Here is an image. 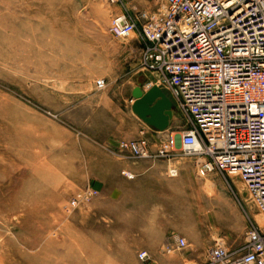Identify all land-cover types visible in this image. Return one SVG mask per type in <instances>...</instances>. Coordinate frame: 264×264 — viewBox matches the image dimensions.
I'll list each match as a JSON object with an SVG mask.
<instances>
[{"label":"rangeland","instance_id":"374dc122","mask_svg":"<svg viewBox=\"0 0 264 264\" xmlns=\"http://www.w3.org/2000/svg\"><path fill=\"white\" fill-rule=\"evenodd\" d=\"M164 7L165 0H0V264H143L145 251L155 264L205 254L192 262L204 264L219 240L245 239L248 219L264 225L255 203L242 200L239 178L190 171L171 178L176 196L166 198L159 182L144 189L123 176L131 160L120 157L122 142L145 131L152 142L179 143L186 129L177 109L167 133L139 129L132 100L113 98L127 79L126 47L142 43L138 34L114 38L112 19L126 13L142 25L144 13ZM164 236L168 244L156 243ZM174 237L188 248L177 250Z\"/></svg>","mask_w":264,"mask_h":264},{"label":"built area","instance_id":"2783aa9c","mask_svg":"<svg viewBox=\"0 0 264 264\" xmlns=\"http://www.w3.org/2000/svg\"><path fill=\"white\" fill-rule=\"evenodd\" d=\"M143 18L146 23L139 25L126 13L116 15L110 34L121 40L138 34L141 72L149 77L144 87L166 92L186 129L180 146L174 139L153 143L143 131L139 139L120 144V157L165 161L169 178L179 177L181 160H190L201 178H239L242 200H252L264 218V0H165L163 11ZM96 88L105 90L106 80H98ZM123 176L135 179L127 171ZM95 193L73 199L71 207ZM173 246L185 251L188 242L175 237ZM139 260L155 264L146 251ZM204 264H264V225L248 219L243 245L233 249L221 239Z\"/></svg>","mask_w":264,"mask_h":264},{"label":"crops","instance_id":"0c3cea01","mask_svg":"<svg viewBox=\"0 0 264 264\" xmlns=\"http://www.w3.org/2000/svg\"><path fill=\"white\" fill-rule=\"evenodd\" d=\"M142 48L140 44H136L135 42L129 46L126 47L127 54V63L128 68L126 69V81L125 83L119 88V96L113 97L117 100H132L133 103V91L140 85H145L148 81L147 76L143 74L139 69V62L141 57ZM173 121L170 123V128H172ZM138 128L139 129H147L150 132L153 131L152 128H150L148 125H146L144 122H142L138 118ZM168 132V131H167ZM165 132V133H167ZM163 133V134H165ZM150 138L153 140L154 138L150 136ZM154 141V140H153ZM154 143V142H153ZM180 146V143H179ZM156 145L153 146V150H155ZM131 160V159H130ZM179 167V177H182L186 175L190 171H195L192 167V163L190 160H181L178 163ZM168 163L165 161H159V162H152V161H132L130 163H126L124 165V171L130 172L135 176V181L138 183L140 188L149 189L146 187L147 183H152L153 188H155L156 182H159L161 184V187L166 190V192L163 193V196L166 198H169L171 196H176L175 192H171L172 186L170 185L171 178L168 176ZM183 178V177H182ZM128 180V179H126ZM148 186V185H147ZM180 188L183 190L180 193L181 201L180 205L186 206L187 205V192L185 190L191 189V184H186L184 181L183 184L180 185ZM189 196V195H188ZM191 197V194H190ZM184 199V200H183ZM154 203V202H153ZM171 203L170 201H166L165 204ZM177 203V202H176ZM245 230L242 231V236L244 235ZM175 238V237H174ZM173 238V239H174ZM171 237H160L159 240H156V243H161L163 245L168 244V242L171 240ZM245 239L240 237L235 242H230L229 246L231 248H239L243 245ZM210 249V248H209ZM207 249V251L209 250ZM205 257V254L201 255L199 258H195L193 260L191 259L192 256H188V261L190 262H197L199 260H202Z\"/></svg>","mask_w":264,"mask_h":264},{"label":"water","instance_id":"95a60500","mask_svg":"<svg viewBox=\"0 0 264 264\" xmlns=\"http://www.w3.org/2000/svg\"><path fill=\"white\" fill-rule=\"evenodd\" d=\"M138 86L133 91L132 106L134 114L146 125L158 132L168 130L174 116V103L170 96L158 87H153L147 92Z\"/></svg>","mask_w":264,"mask_h":264},{"label":"bare ground","instance_id":"6f19581e","mask_svg":"<svg viewBox=\"0 0 264 264\" xmlns=\"http://www.w3.org/2000/svg\"><path fill=\"white\" fill-rule=\"evenodd\" d=\"M149 77H147V79H148ZM145 86V85H144ZM142 87V89H143V91L144 92H147V91H149L150 89H147L146 87ZM135 103V101L133 100V104ZM175 109V108H174ZM151 128V127H150ZM153 129V128H152ZM154 130V129H153ZM154 131H156V130H154ZM157 132V131H156ZM160 133V132H159ZM162 133H165V132H162ZM243 183V182H242ZM244 185V184H243ZM194 208V207H193ZM194 211H195V213H197L198 214V216L199 215H201V214H203L205 211L204 210H202L201 208H196L195 207V209H194ZM205 215V214H204ZM206 216V215H205ZM199 217H201V216H199ZM199 217H197V219H201V218H199ZM206 218V217H205Z\"/></svg>","mask_w":264,"mask_h":264}]
</instances>
